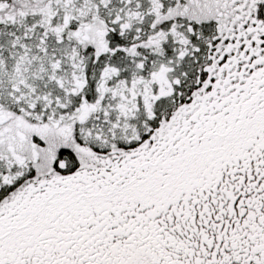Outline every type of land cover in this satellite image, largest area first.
<instances>
[{
  "label": "snow or ice",
  "instance_id": "obj_1",
  "mask_svg": "<svg viewBox=\"0 0 264 264\" xmlns=\"http://www.w3.org/2000/svg\"><path fill=\"white\" fill-rule=\"evenodd\" d=\"M0 264H264V0H0Z\"/></svg>",
  "mask_w": 264,
  "mask_h": 264
}]
</instances>
